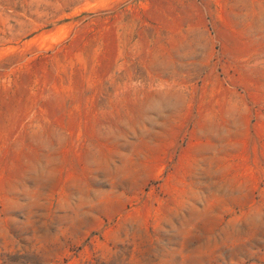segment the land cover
<instances>
[{"label": "rangeland", "instance_id": "1", "mask_svg": "<svg viewBox=\"0 0 264 264\" xmlns=\"http://www.w3.org/2000/svg\"><path fill=\"white\" fill-rule=\"evenodd\" d=\"M0 264H264V0H0Z\"/></svg>", "mask_w": 264, "mask_h": 264}]
</instances>
